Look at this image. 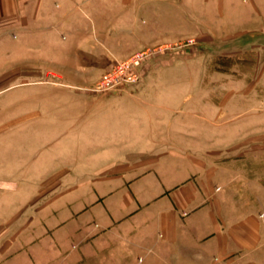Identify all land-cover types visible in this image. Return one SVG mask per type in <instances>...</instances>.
I'll use <instances>...</instances> for the list:
<instances>
[{
  "label": "rangeland",
  "instance_id": "374dc122",
  "mask_svg": "<svg viewBox=\"0 0 264 264\" xmlns=\"http://www.w3.org/2000/svg\"><path fill=\"white\" fill-rule=\"evenodd\" d=\"M249 5L237 6L249 16L206 17L217 30L204 34L169 11L161 23L187 32L142 33L145 48L117 26L61 29L45 46L48 33L0 37V264H165L146 253L149 235L113 231L120 203L198 176L264 216V11ZM143 51L156 53L138 82L93 92Z\"/></svg>",
  "mask_w": 264,
  "mask_h": 264
},
{
  "label": "crops",
  "instance_id": "0c3cea01",
  "mask_svg": "<svg viewBox=\"0 0 264 264\" xmlns=\"http://www.w3.org/2000/svg\"><path fill=\"white\" fill-rule=\"evenodd\" d=\"M239 1L0 0V37L15 31L48 33L47 41L46 36L38 39V43L45 46L61 29L73 32L79 26L101 33L103 37L107 27L117 26L121 33L134 35L138 48H145L149 42L143 40L142 33L157 36L159 33L187 32V29H182L183 24L175 29L167 26L171 22L161 23L163 18L168 20L169 11H178L182 17L197 18L199 24L195 32L204 34L217 30L211 28L210 21H206L208 16L220 20L249 16L248 6L244 11L237 9ZM247 1L250 3L249 11L262 14L264 0H241L242 3ZM231 22L224 21L219 30H230ZM248 30L257 32L261 29L250 26ZM166 39L167 35L160 40ZM157 40L151 41L156 43ZM213 165L217 181V161ZM196 181L170 187L168 191L164 189H169V186L163 183L156 194L161 193L149 204L140 202L143 205H138L134 200L132 205V198L125 199L119 206L125 223L118 224L117 221L113 231L124 236L139 233V240H146L149 235L154 243L146 253L165 264H264V216L258 217L247 211L242 213L236 202H225V187L205 185L207 181L199 176Z\"/></svg>",
  "mask_w": 264,
  "mask_h": 264
},
{
  "label": "built area",
  "instance_id": "2783aa9c",
  "mask_svg": "<svg viewBox=\"0 0 264 264\" xmlns=\"http://www.w3.org/2000/svg\"><path fill=\"white\" fill-rule=\"evenodd\" d=\"M156 53V52H155ZM155 53L143 51L125 61L112 64L100 77L93 88L96 94H103L111 90L135 84L140 79L142 64Z\"/></svg>",
  "mask_w": 264,
  "mask_h": 264
}]
</instances>
